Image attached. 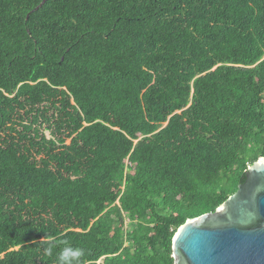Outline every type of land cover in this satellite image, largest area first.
Listing matches in <instances>:
<instances>
[{"label": "trees", "instance_id": "16d2710c", "mask_svg": "<svg viewBox=\"0 0 264 264\" xmlns=\"http://www.w3.org/2000/svg\"><path fill=\"white\" fill-rule=\"evenodd\" d=\"M42 1L0 0V264H174L264 156V0Z\"/></svg>", "mask_w": 264, "mask_h": 264}, {"label": "water", "instance_id": "95a60500", "mask_svg": "<svg viewBox=\"0 0 264 264\" xmlns=\"http://www.w3.org/2000/svg\"><path fill=\"white\" fill-rule=\"evenodd\" d=\"M172 257L174 264H264V156L214 212L178 228Z\"/></svg>", "mask_w": 264, "mask_h": 264}]
</instances>
